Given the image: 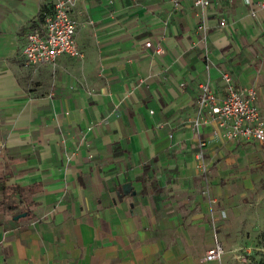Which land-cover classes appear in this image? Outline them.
<instances>
[{
    "label": "crops",
    "instance_id": "1",
    "mask_svg": "<svg viewBox=\"0 0 264 264\" xmlns=\"http://www.w3.org/2000/svg\"><path fill=\"white\" fill-rule=\"evenodd\" d=\"M195 1L78 0L83 56L35 69L51 1L0 0V264L202 261L264 142L228 139L200 85L227 97L228 73L264 117V0Z\"/></svg>",
    "mask_w": 264,
    "mask_h": 264
},
{
    "label": "built area",
    "instance_id": "2",
    "mask_svg": "<svg viewBox=\"0 0 264 264\" xmlns=\"http://www.w3.org/2000/svg\"><path fill=\"white\" fill-rule=\"evenodd\" d=\"M50 1L51 10L45 14L43 22L26 35L22 54L31 67L55 65L63 55L75 58L83 56L76 39L79 23L72 16L73 7L78 0ZM195 4L208 6L210 0H196ZM146 45L151 46V42ZM223 78L227 83L228 96L220 97L209 82L203 83L197 98L198 107L210 108L211 117L220 127L226 128L225 136L228 139L264 141V117L257 104V90L250 87L237 91L233 78L228 73L223 74ZM204 146L205 143L201 142V150L197 155L203 173L207 170ZM225 252V246L218 238L215 228L214 242L206 250L202 261L220 260Z\"/></svg>",
    "mask_w": 264,
    "mask_h": 264
},
{
    "label": "rangeland",
    "instance_id": "3",
    "mask_svg": "<svg viewBox=\"0 0 264 264\" xmlns=\"http://www.w3.org/2000/svg\"><path fill=\"white\" fill-rule=\"evenodd\" d=\"M22 59L25 62L24 56ZM240 187L237 207L219 230L226 250L224 256L217 261L202 262L203 251L197 246L187 264H252L264 258V160L253 168L250 181Z\"/></svg>",
    "mask_w": 264,
    "mask_h": 264
},
{
    "label": "trees",
    "instance_id": "4",
    "mask_svg": "<svg viewBox=\"0 0 264 264\" xmlns=\"http://www.w3.org/2000/svg\"><path fill=\"white\" fill-rule=\"evenodd\" d=\"M262 239L264 240V233L262 234ZM252 264H264V258L261 259L258 263H252Z\"/></svg>",
    "mask_w": 264,
    "mask_h": 264
}]
</instances>
